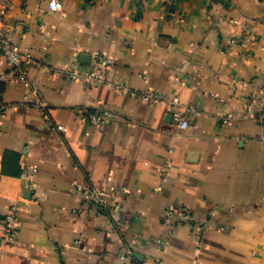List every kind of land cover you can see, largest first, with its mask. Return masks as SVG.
I'll list each match as a JSON object with an SVG mask.
<instances>
[{
  "label": "crops",
  "instance_id": "crops-1",
  "mask_svg": "<svg viewBox=\"0 0 264 264\" xmlns=\"http://www.w3.org/2000/svg\"><path fill=\"white\" fill-rule=\"evenodd\" d=\"M50 1L13 0L3 22L40 63L26 80L46 107L24 101L28 87L0 57V234L10 207L21 206L0 264H136L120 260L127 248L152 264H264V127L244 118L251 96L264 105V0H178L172 8L163 0H59L57 13ZM244 32L252 46L230 49ZM95 53L113 62L111 86L69 81L72 60L85 70ZM152 90L168 102L144 103L139 94ZM181 106L199 111L186 131L171 117ZM104 109L115 114L109 123L84 120ZM31 168L38 172L27 181ZM87 182L115 194L121 213L80 211L72 186ZM167 208H188L208 226L167 222Z\"/></svg>",
  "mask_w": 264,
  "mask_h": 264
},
{
  "label": "built area",
  "instance_id": "built-area-1",
  "mask_svg": "<svg viewBox=\"0 0 264 264\" xmlns=\"http://www.w3.org/2000/svg\"><path fill=\"white\" fill-rule=\"evenodd\" d=\"M178 0H163L164 4L172 8L177 3ZM14 8L13 0H1L0 2V57H3L11 68L17 71L18 76L21 80H24L29 92L25 95L24 101L31 103L32 105L40 106L42 109L46 107V104L40 99L39 90L35 88L29 81L26 80L27 68L33 65L41 66L40 63L36 64L30 55L24 54L21 47L12 42L5 31L3 30V22L5 17ZM48 9L51 12H61L63 10V4L59 0H51L48 4ZM254 42L252 36L246 32L241 35L232 36L229 42L230 49L240 48L242 50L249 49ZM113 62L111 59L101 55L100 53H95L92 56L90 64L85 70L81 69L78 58L72 60L70 65L64 70L69 81H81L88 88H96L102 84H107L108 71L112 67ZM125 96L134 95L126 86H118L117 88ZM141 100L150 105H161L168 102L166 96L158 91L152 90L148 92H142L139 94ZM199 116V111L191 106H181L179 110L171 113L173 121L177 126L186 131L193 120ZM47 121L49 117L46 116ZM115 118V114L109 110H97L92 112H86L84 115V120L89 124H107ZM225 123L232 120V116H222ZM244 118L254 119L264 127V105H258L256 102V97H250L247 110L244 114ZM50 122V121H49ZM50 128L58 132L65 133L66 128L62 125H54L49 123ZM170 169V163L166 162L164 166L160 168V173L165 177ZM37 169L31 168L29 171L26 170L22 177L27 181L32 180L31 173L36 174ZM74 191L78 195L79 199V210L87 213H91L97 217L110 216L113 214L121 213L122 203H114L112 205L111 201L115 202L116 195H110L105 190L97 189L91 183H76L73 186ZM20 204H14L10 207L8 213L4 216L2 221V233L0 234V244L8 245L11 244L16 239V234L19 228L20 221ZM165 220L170 222L175 218L180 221L186 222L190 228H195L198 231H203L207 226V222H194L189 214L188 208H182L181 210H176L174 208H167L164 213ZM196 223V224H195ZM115 227L122 226V220L119 218L115 223ZM158 251L165 253L168 250V245L162 240H157ZM203 248V240L201 238L197 241V249L201 251ZM129 259H135L136 264H152L144 259H136L134 252L127 248L123 251L120 256V260L125 262ZM156 264H164L163 259L160 258ZM192 264H198L197 261Z\"/></svg>",
  "mask_w": 264,
  "mask_h": 264
},
{
  "label": "trees",
  "instance_id": "trees-1",
  "mask_svg": "<svg viewBox=\"0 0 264 264\" xmlns=\"http://www.w3.org/2000/svg\"><path fill=\"white\" fill-rule=\"evenodd\" d=\"M3 91V85L2 83L0 82V93Z\"/></svg>",
  "mask_w": 264,
  "mask_h": 264
}]
</instances>
